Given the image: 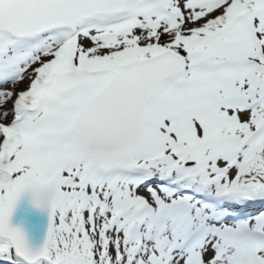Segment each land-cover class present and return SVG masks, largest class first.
I'll use <instances>...</instances> for the list:
<instances>
[{"label": "snow or ice", "instance_id": "snow-or-ice-1", "mask_svg": "<svg viewBox=\"0 0 264 264\" xmlns=\"http://www.w3.org/2000/svg\"><path fill=\"white\" fill-rule=\"evenodd\" d=\"M41 259L264 264V0H0V264Z\"/></svg>", "mask_w": 264, "mask_h": 264}, {"label": "water", "instance_id": "water-1", "mask_svg": "<svg viewBox=\"0 0 264 264\" xmlns=\"http://www.w3.org/2000/svg\"><path fill=\"white\" fill-rule=\"evenodd\" d=\"M30 194L23 195L11 217L14 226L22 227L29 238L30 243L39 246L43 242L48 227V213L31 204Z\"/></svg>", "mask_w": 264, "mask_h": 264}, {"label": "rangeland", "instance_id": "rangeland-1", "mask_svg": "<svg viewBox=\"0 0 264 264\" xmlns=\"http://www.w3.org/2000/svg\"><path fill=\"white\" fill-rule=\"evenodd\" d=\"M140 191H141L142 194H145V193L143 192V189H140ZM145 195H146V194H145Z\"/></svg>", "mask_w": 264, "mask_h": 264}]
</instances>
